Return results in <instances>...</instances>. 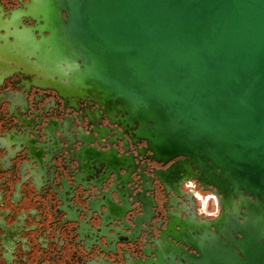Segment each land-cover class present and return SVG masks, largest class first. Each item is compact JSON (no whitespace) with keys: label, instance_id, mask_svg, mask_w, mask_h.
Listing matches in <instances>:
<instances>
[{"label":"water","instance_id":"1","mask_svg":"<svg viewBox=\"0 0 264 264\" xmlns=\"http://www.w3.org/2000/svg\"><path fill=\"white\" fill-rule=\"evenodd\" d=\"M32 3L31 32L3 27L0 38L12 37L14 48H0V66L26 61L65 77L154 156L186 157L220 194L217 217L175 237L192 252L168 264H264V0ZM116 168L90 181L82 200L99 218L132 222L144 200L118 177L127 166Z\"/></svg>","mask_w":264,"mask_h":264},{"label":"flooded vegetation","instance_id":"2","mask_svg":"<svg viewBox=\"0 0 264 264\" xmlns=\"http://www.w3.org/2000/svg\"><path fill=\"white\" fill-rule=\"evenodd\" d=\"M35 5L0 0V34L7 25L31 32L37 23L26 12ZM13 40L0 38V48L13 49ZM24 63L0 66V264H168L171 256L183 261L192 249L175 237L185 239L190 227L202 229L215 218L198 215L195 193L218 198L216 188L196 177L186 157L158 159L145 140L113 122L104 105L65 77L35 73ZM121 164L130 173L118 177L144 200L143 213L135 212L132 222L113 221L106 212L99 218L82 200L90 181ZM129 207L126 199L122 208Z\"/></svg>","mask_w":264,"mask_h":264},{"label":"clouds","instance_id":"3","mask_svg":"<svg viewBox=\"0 0 264 264\" xmlns=\"http://www.w3.org/2000/svg\"><path fill=\"white\" fill-rule=\"evenodd\" d=\"M194 183L192 181H188L186 187L188 189L193 188ZM195 198L199 201V207L197 209V213L199 216L206 218H214L220 214V202L216 195L212 193H208L206 195H201L200 192L195 193ZM209 201H212L213 207L211 210L208 208Z\"/></svg>","mask_w":264,"mask_h":264},{"label":"rangeland","instance_id":"4","mask_svg":"<svg viewBox=\"0 0 264 264\" xmlns=\"http://www.w3.org/2000/svg\"><path fill=\"white\" fill-rule=\"evenodd\" d=\"M209 204H210V206H212V207H213L212 201H210V203H209Z\"/></svg>","mask_w":264,"mask_h":264}]
</instances>
